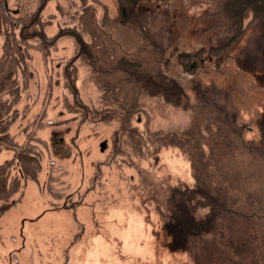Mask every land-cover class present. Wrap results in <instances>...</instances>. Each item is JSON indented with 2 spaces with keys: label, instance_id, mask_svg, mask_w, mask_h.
I'll list each match as a JSON object with an SVG mask.
<instances>
[{
  "label": "rangeland",
  "instance_id": "374dc122",
  "mask_svg": "<svg viewBox=\"0 0 264 264\" xmlns=\"http://www.w3.org/2000/svg\"><path fill=\"white\" fill-rule=\"evenodd\" d=\"M8 3L9 9H0V61L11 51L9 45L17 44L20 53L14 58L19 67L6 64L17 71V78L13 74L6 83L9 92L18 90L17 97L4 96L15 102L11 115L17 116L12 125L16 144L39 151L42 170L37 181L25 178L17 165L2 176L14 190L5 198L0 191V209L14 203L0 214V264H192L187 250L170 248L164 227L171 187L179 181L195 182L190 156L175 145L158 151L149 136L185 127L189 113L143 91L133 129L121 131L119 120L106 113L117 105L104 97L105 89L90 65L78 58L70 69L76 88L64 74L75 53L74 40L61 38L57 47L46 51L39 39L25 40L26 24L19 15L26 2ZM41 3V19L37 17L34 28L48 35L75 25L83 6L95 12L94 24L101 27L120 12L117 0H41L32 6ZM151 4L158 10V32H153L170 38L164 72L183 84L193 105L199 102L196 84L214 87L218 101L245 123L244 137L259 139L255 120L264 110V87L234 57L253 35L251 15L245 32L222 57L207 59L210 46L230 34L225 26H210L217 20V0ZM20 7L17 16L9 12ZM207 24L211 28L205 31ZM110 29L104 27L107 36L112 35ZM85 35L92 38L91 32ZM202 46L206 53L201 57L181 55ZM12 149L1 150L0 162Z\"/></svg>",
  "mask_w": 264,
  "mask_h": 264
},
{
  "label": "trees",
  "instance_id": "16d2710c",
  "mask_svg": "<svg viewBox=\"0 0 264 264\" xmlns=\"http://www.w3.org/2000/svg\"><path fill=\"white\" fill-rule=\"evenodd\" d=\"M117 1L119 14L109 21L107 18L103 27L94 24L95 12L88 13L89 7L83 6L75 25L59 27L56 33L48 35L35 29L33 21L23 28L22 35L31 34L32 39H39L45 51L57 46L59 39L71 37L76 49L64 74L76 88L70 69L75 68L78 58L88 63L105 89L104 97L117 105L106 108V113L119 120L121 131L133 129L132 120L143 91L187 111L190 121L185 127L149 134L158 151L175 145L190 156L195 181L175 183L166 199L168 216L164 227L170 235V248L187 250L192 264H264V110L255 120L259 139L247 140L245 123L236 111L218 101L220 94L214 87L196 84L194 91L199 102L193 105L183 84L163 70L170 38H159L153 32H158V10L151 4L154 0ZM217 6V20L210 26H225L230 34L216 46L209 45L207 59L217 54L221 58L245 32L251 15L253 35L234 57L264 87V0H217ZM6 8L5 0H0V9ZM163 14L167 19V14ZM105 26L111 27L112 35H106ZM210 26L207 24L203 30ZM100 27L103 30L97 31ZM87 31L92 38L86 37ZM137 42L142 45L136 47ZM6 43H10L8 35ZM205 47L181 55L201 57L206 53ZM8 48L11 51L0 61V152L4 147H14L15 152L11 160L0 162L3 198L14 190L8 188L7 177H2L11 166L17 165L25 178L36 181L42 170L40 152L29 145L19 149L9 131L14 120L12 100L18 90L11 93L7 89V81L13 74L17 78V71L6 64L14 62L19 67L14 58L20 49L17 44ZM4 94L16 96L10 100ZM76 97L81 103L79 92ZM13 203L14 200L3 206L0 214Z\"/></svg>",
  "mask_w": 264,
  "mask_h": 264
},
{
  "label": "flooded vegetation",
  "instance_id": "af4514ba",
  "mask_svg": "<svg viewBox=\"0 0 264 264\" xmlns=\"http://www.w3.org/2000/svg\"><path fill=\"white\" fill-rule=\"evenodd\" d=\"M38 1H40L41 2V0H22V2H26L25 3V5H24V12H23V14H22V16H20L19 15V17H21L22 18V21H23V26H24V28L26 27V26H28V25H30L31 24V22H35L36 24L38 23L39 24V21L37 22L36 21V19H37V17H40V19H41V11H42V3H41V5L38 7V5L34 8V4H33V6H32V2L34 3V2H38ZM5 2H6V4H7V7H8V9L10 8L9 7V3H8V0H5ZM38 8V9H37ZM34 9V10H33ZM21 10V11H20ZM22 8L20 7L19 9H15V11L14 12H11V11H9L13 16H17L18 14H21V12H22ZM17 13V14H16ZM16 14V15H15ZM39 19V20H40ZM24 36H25V40H29V39H31V34H23ZM57 47V46H56ZM56 73V72H55ZM19 108V107H18ZM17 108V109H18ZM16 109V107H12V109L11 110H15ZM15 117V116H14ZM19 117H21V116H19ZM16 118H17V116L15 117V119L13 120V122L11 123V125H10V129H9V131L15 136V140H16V134L14 133V131L12 130V125H13V123L15 122V120H16ZM26 128V127H25ZM24 129V128H23ZM23 131V130H22ZM54 135V134H53ZM20 144L18 145V148L20 149ZM9 148V147H8ZM6 149H7V147H6ZM14 152H15V148L13 147V149H12V153H11V155L8 157V159H6V160H11L12 158H13V155H14ZM20 171V170H19ZM21 172V171H20Z\"/></svg>",
  "mask_w": 264,
  "mask_h": 264
},
{
  "label": "water",
  "instance_id": "95a60500",
  "mask_svg": "<svg viewBox=\"0 0 264 264\" xmlns=\"http://www.w3.org/2000/svg\"><path fill=\"white\" fill-rule=\"evenodd\" d=\"M194 64H195V63L193 62V63H192V66H193Z\"/></svg>",
  "mask_w": 264,
  "mask_h": 264
}]
</instances>
